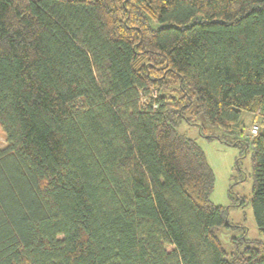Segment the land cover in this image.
Here are the masks:
<instances>
[{
  "label": "trees",
  "instance_id": "obj_1",
  "mask_svg": "<svg viewBox=\"0 0 264 264\" xmlns=\"http://www.w3.org/2000/svg\"><path fill=\"white\" fill-rule=\"evenodd\" d=\"M196 116L250 153L261 239ZM0 127V264H264V0H0Z\"/></svg>",
  "mask_w": 264,
  "mask_h": 264
},
{
  "label": "rangeland",
  "instance_id": "obj_2",
  "mask_svg": "<svg viewBox=\"0 0 264 264\" xmlns=\"http://www.w3.org/2000/svg\"><path fill=\"white\" fill-rule=\"evenodd\" d=\"M242 118L243 125L247 126L245 133L248 136L251 125L256 122H252V116L246 113L242 114ZM202 124V118L196 116L193 125L182 122L177 127V131L195 139L205 153L207 162L214 173V186L210 200L215 205L227 207L229 222L245 226L247 239H261L250 206L252 188L250 153L241 154L240 150L234 146L226 145L216 139L209 141L202 138L199 135V126ZM262 130L264 132V128ZM5 144V135L0 127V146ZM216 234L222 248L230 252L233 248L232 238L241 236L242 230L221 227Z\"/></svg>",
  "mask_w": 264,
  "mask_h": 264
},
{
  "label": "built area",
  "instance_id": "obj_3",
  "mask_svg": "<svg viewBox=\"0 0 264 264\" xmlns=\"http://www.w3.org/2000/svg\"><path fill=\"white\" fill-rule=\"evenodd\" d=\"M258 130H259V126H258V124H252L251 125V127H250V135L251 136H254V135H256L257 133H258Z\"/></svg>",
  "mask_w": 264,
  "mask_h": 264
}]
</instances>
